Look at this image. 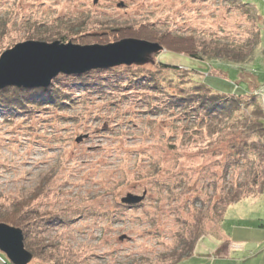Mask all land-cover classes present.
<instances>
[{
    "label": "rangeland",
    "instance_id": "rangeland-1",
    "mask_svg": "<svg viewBox=\"0 0 264 264\" xmlns=\"http://www.w3.org/2000/svg\"><path fill=\"white\" fill-rule=\"evenodd\" d=\"M149 32L198 58L158 44L141 66L0 91V219L22 232L29 264H211L238 228L264 238V192L219 216L242 183L246 161H232L245 134L223 122L211 137L203 113L237 95L264 125V0H0V56L25 42L107 46ZM143 193L140 205L120 203Z\"/></svg>",
    "mask_w": 264,
    "mask_h": 264
},
{
    "label": "water",
    "instance_id": "water-1",
    "mask_svg": "<svg viewBox=\"0 0 264 264\" xmlns=\"http://www.w3.org/2000/svg\"><path fill=\"white\" fill-rule=\"evenodd\" d=\"M98 0H94L97 3ZM158 44L124 39L107 46H79L68 43L59 45L43 42H25L6 50L0 56V73H6L0 88L15 85L18 89L48 88L59 74L80 75L91 70L112 69L121 65H144L148 57L162 51ZM41 61L33 63L32 54ZM29 54H31L29 56ZM25 60L20 62L21 56ZM25 62V63H24ZM38 62V63H37ZM127 195L122 203L134 206L144 199ZM0 251L12 264H29L33 256L26 251L22 232L0 223Z\"/></svg>",
    "mask_w": 264,
    "mask_h": 264
},
{
    "label": "trees",
    "instance_id": "trees-1",
    "mask_svg": "<svg viewBox=\"0 0 264 264\" xmlns=\"http://www.w3.org/2000/svg\"><path fill=\"white\" fill-rule=\"evenodd\" d=\"M143 33H148L145 29L141 30ZM151 33L154 37L151 38L150 36L143 37V36H133L132 39H140L143 41L147 42H152V43H157L161 45L164 48H167L169 51L173 52H183L189 55L191 58H198V55H195L194 52L197 50L189 49V50H183V49H178L179 45L181 43H178L177 41H169L170 35L169 34H157V33ZM127 35V34H126ZM125 37H131V36H122L121 39H125ZM184 42L186 41H191L188 39L182 40ZM172 43V44H171ZM228 54V53H227ZM166 67V66H164ZM168 68V67H166ZM207 87V86H206ZM208 88V87H207ZM208 93H210V90L208 88ZM211 93H214L213 91ZM213 95V94H212ZM218 95L215 94L213 97H211L210 100H214V96ZM231 96V97H230ZM237 97V95H229L230 98H225L223 102L219 105L214 104L211 105V107L204 111V115H206L208 118L206 119L208 122V125L206 126L208 134L212 137H214L217 134H220V130H226V129H220L219 127L222 125L224 122V128H230L231 130L235 129H242L243 133L245 134L243 136V141L238 144L234 145L235 148V157L236 155H240V158L235 159L232 161V165H239L241 162H245V169L244 173L242 176V183L241 184H231L230 187L227 188V191H225V194L222 198H220L218 206H220V211L221 213L219 216L222 217L228 210L231 208V206L236 205L237 203L247 199V198H254L259 195H262L264 192V144H260L258 141H252L253 137H258L259 139H262L263 133H264V125L262 123V116H261V111L257 105L254 104L253 106V113L254 117H256V121L252 120L254 118L248 117L245 114L241 112V109H243V104H241V101H239V98H234ZM250 101V99H249ZM245 106L248 104L245 103ZM261 119V120H260ZM227 122V124H225ZM215 128L220 129V130H215ZM256 135V136H255ZM232 147V146H231ZM237 153V154H236ZM250 157H255V159L251 160ZM229 173L228 168L226 167L224 170V175L226 176ZM220 220V222L222 221ZM0 222H7L3 219H0ZM20 223V222H18ZM193 236L190 237L187 241L183 240L180 242L178 245V248H181V252L176 255V251L174 250L173 252L174 257L176 256L177 260L180 258H184L188 255H190L193 250H195V243H196V238L200 236V233L197 235L192 234ZM25 249L28 250L26 243L24 242ZM176 248V249H178ZM30 251V250H29Z\"/></svg>",
    "mask_w": 264,
    "mask_h": 264
},
{
    "label": "crops",
    "instance_id": "crops-1",
    "mask_svg": "<svg viewBox=\"0 0 264 264\" xmlns=\"http://www.w3.org/2000/svg\"><path fill=\"white\" fill-rule=\"evenodd\" d=\"M238 230L242 231L243 234L238 235V237L242 238L237 240L232 237L227 238L224 236L223 241H225V244L223 245L225 246L222 247L223 245H218L219 248L215 254H219V258L213 259L214 261H212L211 264H264V249L257 254L248 253L251 249H261L264 238L261 241L252 238L253 234L250 232H252V230L256 231L255 229L238 228ZM247 232L250 234H245Z\"/></svg>",
    "mask_w": 264,
    "mask_h": 264
},
{
    "label": "bare ground",
    "instance_id": "bare-ground-1",
    "mask_svg": "<svg viewBox=\"0 0 264 264\" xmlns=\"http://www.w3.org/2000/svg\"><path fill=\"white\" fill-rule=\"evenodd\" d=\"M106 71V70H108V69H100L99 71ZM92 71H98V69L97 70H91V71H89V72H92ZM87 73V72H86ZM85 74V73H84ZM81 75H83V74H81ZM8 76H7V74L4 72H2V73H0V79L4 82L5 81V79L7 78ZM8 87H16L15 85H9V86H6V87H4V88H0V91L1 90H3V89H5V88H8ZM17 88V87H16ZM35 89H37V88H35ZM5 172H9V171H5ZM10 172H12V170H10ZM130 195V194H129ZM27 199V198H26ZM123 199V198H122ZM122 199H121V201H120V203L122 204V206H129V205H126V204H123L122 203ZM34 200V199H33ZM142 201H144V199L142 200ZM142 201L139 203V204H137V205H140L141 203H142ZM4 204H5V202H4ZM19 204H21V205H24V206H27L28 204H26V200H23L22 202L20 201L19 202ZM26 204V205H25ZM129 207H131V206H129ZM10 209H11V207H9L8 208V210L10 211ZM5 212H8L7 210L5 211ZM4 220V219H3ZM0 223H2V224H5V225H8V224H6V223H3V222H0ZM8 226H10V225H8ZM12 227V226H11ZM200 242V241H199ZM198 242V243H199ZM223 244H225V243H223ZM222 244V245H223ZM225 245H223L222 247H224ZM7 263V262H6ZM9 264V263H8Z\"/></svg>",
    "mask_w": 264,
    "mask_h": 264
}]
</instances>
